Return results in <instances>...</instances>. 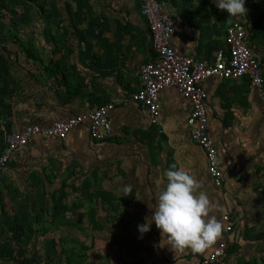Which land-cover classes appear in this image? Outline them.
<instances>
[{
  "label": "rangeland",
  "instance_id": "rangeland-1",
  "mask_svg": "<svg viewBox=\"0 0 264 264\" xmlns=\"http://www.w3.org/2000/svg\"><path fill=\"white\" fill-rule=\"evenodd\" d=\"M166 1L169 8L170 3L174 4V0ZM245 1L264 6V0ZM138 2L130 0L124 7H118L116 0H0V95L7 93L3 90L5 81L14 77L8 87L11 96L18 94L17 98L30 99L31 84L21 82L19 86L15 78L20 67L27 76L32 72L27 51L35 50L42 56L38 60L44 59V65L49 61V52H56L52 63L65 74L66 79L62 78L65 87L62 89L58 79H53L50 88L54 102L67 100L74 105L71 109L56 106L65 116L109 99L124 100L128 91L136 87L138 68L150 51ZM206 2L208 8L202 10L205 15L214 16L221 11L213 0ZM179 10V13L183 11ZM187 11V17L193 19L197 10L188 8ZM260 11L264 12V7ZM259 18L262 21L264 16ZM245 24L250 30L247 21ZM219 41L217 37L212 38L209 46L214 49ZM214 83L209 116L213 118L211 132L217 139L226 176L225 187L221 189L211 184L206 165L199 164V149L184 126L188 104L176 91L172 105L162 104L158 126L141 122L144 115L140 109L119 107L115 112H127L130 116L117 125L118 140L114 145L119 154L104 156L103 164L112 166L108 170L113 172L116 184L128 178L131 166L139 164L140 173L133 178L134 191L127 196L120 195L123 199L120 206L117 193L104 204L105 209L118 206L119 211L113 222L114 229L108 226L114 237L111 250L117 254L113 262L109 258L103 263L94 253L95 156L90 151L96 143L84 136L71 134L63 141L37 138L31 146L15 154L0 176L8 175L12 162H25L26 166L15 175L21 184L12 185L10 181L0 186L7 206L23 218L30 217L35 224L40 216L53 218L58 224L62 213L71 207L86 216L85 220L80 216L86 225L79 226V235L62 228L63 242L57 264H65L68 258L71 264H198L214 245L203 253H193L190 249L174 251L154 221L148 232L141 234L138 230V225L154 214L158 196L168 183L165 173L176 163L196 177L202 184L201 190L219 205L221 210L211 215L218 218L227 211L236 220L234 234L225 238L229 243L227 256L218 264H264V108L256 100L255 104L243 106L246 91L240 83ZM27 89L31 91L24 93ZM245 97L249 101L247 94ZM75 131L79 130L75 128ZM2 145L3 137H0ZM78 180L80 199L74 200L72 192ZM139 184L142 188L137 189ZM125 243L126 251L121 246Z\"/></svg>",
  "mask_w": 264,
  "mask_h": 264
},
{
  "label": "crops",
  "instance_id": "crops-1",
  "mask_svg": "<svg viewBox=\"0 0 264 264\" xmlns=\"http://www.w3.org/2000/svg\"><path fill=\"white\" fill-rule=\"evenodd\" d=\"M129 2L130 0H116V4L118 5V7H124ZM159 2L162 4L164 11L167 14H169L173 19L174 29L172 32V46L180 53L193 55L201 60H207V61L211 60L215 50L220 45H222L221 40L223 35V28L225 24L231 20V18L228 17V13L226 11L221 10L220 12L215 13L214 16L208 14L205 15L202 10L208 8V4L207 2L204 3V0H174V4L170 3V5H172L170 6V8L167 6L168 4L166 0H160ZM245 7L248 9L247 14L238 16V18L243 20L245 23L247 21L250 27V30L247 28L248 29L247 39L250 47L252 48L254 56L261 62L263 78H264V23H263L264 18L262 19V21L261 18H259V16H264V12L260 11V9H262L264 6L263 7L261 5L259 6L258 2L256 1L254 3L251 1H245ZM188 8L197 10L196 15H194L193 19L187 17L189 15L187 11ZM178 9H182L183 11L179 13L180 10L178 11ZM139 11H140V7H139ZM250 31L252 36H250ZM145 34L148 38L146 23H145ZM215 37L220 39V41L218 45L214 49H212L211 48L212 46L210 47L209 45L212 41V38ZM55 53H56L55 51H53V53L49 52L48 54L49 61H47L46 65H44L45 64L44 59H42V61L38 60V57H42L38 51L36 52L35 50H28L27 57L31 60L30 62L31 65H29V67L32 69V72L29 73L27 76L26 74H23L21 67L19 70H16L17 73L19 74H17V77L15 78V83H17L18 85L21 82L22 84L23 83L31 84V87L33 89L32 91L30 89L23 91L24 93H29L31 91L30 93H32L33 95H31L32 97L30 96V99H27L24 96H20V98H17L18 94H15V96H11V92L9 91L8 87L10 86L9 82H11L14 77H11V80L5 81V86L3 90L7 93L5 95L3 94L0 95V137H3V134L6 131H12L22 128L24 124L28 122L44 124L45 122L53 120L56 117L60 118L62 116L63 118H66L70 115L83 113L93 108V107L90 108L87 107L84 111L79 110L77 112L67 114L66 116L62 113V111L56 110V106H62L65 107L66 109H71L74 105L67 100H65L64 102H59V101L54 102V95L50 88V86L53 85L52 84L53 79L55 80L58 79L59 85L62 89L64 86L62 85L63 71L60 70V67L58 65H54L52 63L53 61H55V57H56L54 56ZM148 57H149V53H148ZM148 57L145 61L148 60ZM137 76H138V71H137ZM38 79L40 80L38 81ZM214 82L230 83L232 85H236L240 83L241 85L244 86L246 91L243 93L245 94L242 98L243 106L255 104L257 101V103L262 108H264V106L260 101L258 92L254 89V87L251 85V83L248 80H243L240 82H230V81L219 80L217 78H209L205 82V87L208 91V101H207L208 114L211 113V106L213 105V103L211 102V90L213 87L211 86L215 84ZM138 87H139V78L137 79L136 87L128 91L127 95L124 96L123 98L124 100L117 101V105L115 109L110 113L112 136L107 140L96 143L97 145L95 144V146L92 148V151H90V153L95 156L94 158L95 177L93 182V191H94L93 194L95 197L94 199L95 205L93 211V231H94V240H95L94 253L95 255L98 256V258L103 259V263L108 262L107 260L109 258H112L111 260L113 262V259L117 255L115 254L116 253L115 250L114 251L111 250L113 248L114 237L112 236L113 232H111V230H108V226L109 229H114L115 217L119 213L118 206L112 209H105L104 204H108L107 198L110 199L114 198V196H116L115 193H117L118 194L117 202L118 205L120 206L121 202H123L122 196L120 195L125 194L124 188L125 185H128V181H130L129 185L131 186V190L134 191L135 186H134L133 178L135 177L136 174L138 175L140 173L139 172L140 165L137 164L139 163L137 161L136 162L137 167L131 166L130 172L127 174L128 178H124L120 180L121 182L116 184L115 176H112L113 172L111 170H108L109 168L112 169V166L109 165L108 167H105L102 158L106 155L109 156L115 153L119 154V151H117V148H115L114 145L118 140L116 139L119 133V130L117 129V125L121 121L129 120V116H130L127 112L115 113L119 107L128 108V106H130L135 109H140L144 115V120H142L141 122H143L146 126H150L147 122L146 113L145 110L142 108V106L128 100L129 93L137 89ZM175 91L176 90L174 88H167L163 90L160 94L161 115L159 118V124L161 122V116H162V104L165 103L172 105V102H174L175 99V93H174ZM246 94L249 97L248 98L249 101L245 97ZM110 100L112 101L115 99H109L106 101H110ZM186 102L188 104V110L186 113L187 115L189 112L190 105L187 100ZM6 104L9 105L7 108H6ZM54 104H56L55 107ZM59 114H61V116ZM134 121L138 122L139 119H135ZM212 121L213 118H211L210 115L209 131L211 133V136L213 135L211 132ZM184 126L186 127L189 133V129L185 124V120H184ZM150 127H154V126H150ZM76 129H78L79 131H75V129H73L69 134V136L67 137V139L70 137L71 134H75V136L78 137L84 136L86 140H89L84 128L79 127ZM37 138H41V137H37ZM37 138L33 139L30 144L32 145V143ZM215 138L213 139L217 146L219 165L223 174V185L221 188H224L226 184V176L221 163V157L219 156V148L216 142L217 139ZM90 142L95 143L92 141ZM197 148L199 149L198 150L199 164L201 166H205L206 160H205L204 152L199 146H197ZM227 148L229 149V147ZM228 151H230V149ZM17 153L18 152H16L15 154ZM14 155L12 156L11 160L14 158ZM96 156L98 158H96ZM16 157L18 158V156ZM11 160L9 161V163L11 162ZM17 162L18 161L11 163V167L9 168V170H7L8 175L0 176V186H4L7 182L10 181H11L10 184L12 185H16V183L21 184L20 178H17L18 179L17 180L15 175H19L21 173L22 169L25 168L26 163L25 162L17 163ZM3 170L4 168L0 170V173ZM78 181L79 182L76 181L75 184L77 185V187L76 188L73 187L72 193L74 194V196H72V198L74 200L80 199V192H81L80 180ZM68 183H72V182H68ZM136 188L140 189L142 188V186L139 184V186ZM68 189L70 190L71 188L69 187ZM0 190H1L0 192V264H57L56 261L59 256V252L61 251L60 243L62 244L63 242L62 228H64L65 231L70 230L71 233H76V235H79L80 227H84L86 225L84 222L80 221L81 219L80 216L82 215L83 220L86 219V216L80 214L79 210H77L76 212V209L74 207H71L70 210H67L62 213L63 216L61 217V220L60 222H58V224L54 222L53 218H48V216H46L45 218L40 216L38 222L35 224L34 223L35 221L33 222V219L31 221L30 217L23 218L22 216H20L19 213H17L15 209L13 210L9 208L10 206L9 205L7 206L4 199V195H3L4 189L1 188ZM133 191L130 192L132 193ZM223 213L228 214L234 226V231H235L236 220L233 219L232 215L229 212L224 211ZM219 217L220 216H218V218ZM129 220L131 221V217ZM117 223H119V226H121L120 222L117 221ZM125 223H127V220H125ZM122 227L125 230L126 229L131 230V227L129 228H127L126 226L125 227L122 226ZM223 233H224V237H221V239L228 238L229 236L234 234V232L228 234L224 231ZM130 237H132V234H130ZM64 239L67 240L66 238ZM132 241L133 239L131 240V242ZM121 246L122 248L125 249V251L127 250L126 243L125 245H121ZM124 256L125 255H123V257ZM64 263L71 264L72 261L68 258Z\"/></svg>",
  "mask_w": 264,
  "mask_h": 264
},
{
  "label": "built area",
  "instance_id": "built-area-1",
  "mask_svg": "<svg viewBox=\"0 0 264 264\" xmlns=\"http://www.w3.org/2000/svg\"><path fill=\"white\" fill-rule=\"evenodd\" d=\"M140 15L147 27L150 52L148 60L138 70L139 87L131 91L128 100L145 110L150 126H157L161 115L160 94L174 88L189 102L185 124L190 140L199 146L205 155L206 173L215 188L223 185L218 150L209 131L208 91L205 82L209 78L240 82L248 80L258 92L264 106V78L260 60L249 45L245 22L232 17L223 28L221 44L211 60H201L193 55L178 52L172 46L173 19L158 0H139ZM117 100L104 101L83 113L66 118H55L43 123L28 122L20 129L6 131L0 147V170L5 168L12 156L26 148L37 137L66 140L75 128H84L88 139L99 143L112 136L110 113ZM224 232H234L227 213L219 218ZM228 241L217 240L198 264H218L227 256Z\"/></svg>",
  "mask_w": 264,
  "mask_h": 264
},
{
  "label": "clouds",
  "instance_id": "clouds-1",
  "mask_svg": "<svg viewBox=\"0 0 264 264\" xmlns=\"http://www.w3.org/2000/svg\"><path fill=\"white\" fill-rule=\"evenodd\" d=\"M218 9L226 11L228 17L247 14L245 0H213ZM168 183L158 196L157 206L151 218L138 225L141 234L150 230L152 221L162 235L168 238V245L174 251L190 249L193 253H203L214 245L223 234V224L214 211L221 210L202 191L201 182L176 163H172L165 173ZM131 191L125 185V196Z\"/></svg>",
  "mask_w": 264,
  "mask_h": 264
},
{
  "label": "trees",
  "instance_id": "trees-1",
  "mask_svg": "<svg viewBox=\"0 0 264 264\" xmlns=\"http://www.w3.org/2000/svg\"><path fill=\"white\" fill-rule=\"evenodd\" d=\"M62 77H63V79H65V76H64V74H63V76H62Z\"/></svg>",
  "mask_w": 264,
  "mask_h": 264
}]
</instances>
